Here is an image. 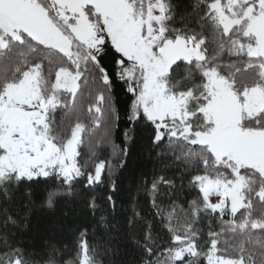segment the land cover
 I'll use <instances>...</instances> for the list:
<instances>
[{"label": "snow or ice", "instance_id": "6c2138e0", "mask_svg": "<svg viewBox=\"0 0 264 264\" xmlns=\"http://www.w3.org/2000/svg\"><path fill=\"white\" fill-rule=\"evenodd\" d=\"M0 264H264V0H0Z\"/></svg>", "mask_w": 264, "mask_h": 264}]
</instances>
